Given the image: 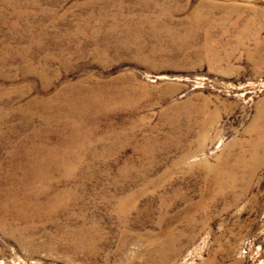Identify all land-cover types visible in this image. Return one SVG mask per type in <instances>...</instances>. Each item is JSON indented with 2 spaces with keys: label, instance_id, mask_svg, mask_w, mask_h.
Instances as JSON below:
<instances>
[{
  "label": "rangeland",
  "instance_id": "374dc122",
  "mask_svg": "<svg viewBox=\"0 0 264 264\" xmlns=\"http://www.w3.org/2000/svg\"><path fill=\"white\" fill-rule=\"evenodd\" d=\"M101 86L122 94L69 129L66 99ZM257 129L264 0H0V172L59 166L52 179L73 193L12 216L0 264H264V142L236 201L241 185L223 197L195 166L249 157ZM214 194L191 242L151 254L162 227L183 229L187 205Z\"/></svg>",
  "mask_w": 264,
  "mask_h": 264
},
{
  "label": "bare ground",
  "instance_id": "6f19581e",
  "mask_svg": "<svg viewBox=\"0 0 264 264\" xmlns=\"http://www.w3.org/2000/svg\"><path fill=\"white\" fill-rule=\"evenodd\" d=\"M150 26L153 28L154 24H151ZM166 33L169 37L174 38L177 32L173 31L170 28H166V29L158 28L154 30V35L157 36ZM105 89H106L105 86H101L97 90L95 88L94 90L92 88H87L85 90L82 89L81 91L78 92H74V93L72 92L69 95V97L66 99L68 101L67 104L68 112L71 118H75L76 115L74 114L75 113L77 114L76 120H72L70 122L69 129L76 132L77 130H79V127L85 126L84 116L89 113V108H90L89 106H92L94 103L101 105L102 103H105L108 100L110 101L113 98L114 99H116V97L119 98V96L122 94L121 90L117 88L116 90L113 89L114 92H112L110 96H108L104 92ZM80 108H82V110ZM256 132L257 133L253 135V137L249 141L246 142V145H248L249 147V157L248 154L242 152L237 158H235V160L232 161V163L230 161V163H228L229 167L225 169H223V167L220 168L219 166L216 167L206 166L208 161H202L195 164V166L197 165V166L206 167L207 171L211 175L210 180H211V185H213V188L217 189L218 191H221L222 193H224L226 190V193H224L223 197L238 185H241V188L238 190L237 195L234 197L233 199L234 201L239 199L240 196H242L246 192L249 183L251 181V178L253 176L254 170L256 169L258 163L257 162L258 148L261 146L260 144L261 141L264 142V134L262 133V131L257 129ZM72 138H74V136ZM67 152L69 153V151ZM70 154L71 153H69V155ZM188 154L190 153L189 152L185 153L186 156ZM8 167L11 170H9L8 168H3L0 172L1 174L0 228H4V224L7 223V221L12 216H18V217L27 216V215L29 216L33 212L39 211V209L42 206H44V209H47L50 212H56L58 208L57 203L60 204V202L62 201L69 200V198H71V195L73 194L72 190L69 189L71 186H69L68 188L66 186L65 188L62 189L58 188L56 184L57 183L56 180L52 179L53 173L55 171H56L55 173L59 172L60 170L59 166H8ZM66 167L68 168L64 169V173L70 174L71 171L70 168L72 167L69 166ZM244 170L247 171V174H243ZM54 176L56 175L54 174ZM64 178H66V176ZM81 189L83 188L81 187ZM128 197H133V195L130 194L127 196V198L123 199L121 201L122 203H120L119 206L120 208L123 209L125 208L126 202L124 201H127ZM221 199H223L222 196H219V194L218 195L214 194L211 195L210 201L205 202L203 199H200L196 202V204L187 205V207L183 210V216L186 221L185 227L181 230H177L178 228L175 229V227L174 228L169 227L165 229H163L162 227L160 233L162 237L157 238L158 241L155 239H152V241H150L151 254L159 253L161 255H165L170 251L179 252L180 251L179 249L186 242H191L193 240L195 233L198 231V228L200 226L205 225V222L207 220V215L209 214V210H210L209 207H211V205H216ZM209 202H211L210 205ZM193 208H195L196 211L198 212L196 217L193 215L192 212ZM162 221L164 222L165 220L161 219L160 223H163ZM186 231L189 232L187 233Z\"/></svg>",
  "mask_w": 264,
  "mask_h": 264
}]
</instances>
